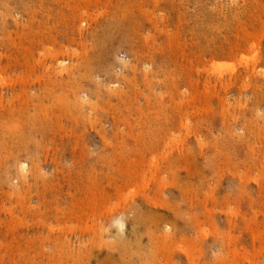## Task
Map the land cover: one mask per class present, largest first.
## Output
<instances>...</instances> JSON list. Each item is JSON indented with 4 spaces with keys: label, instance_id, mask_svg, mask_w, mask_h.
<instances>
[{
    "label": "rangeland",
    "instance_id": "obj_1",
    "mask_svg": "<svg viewBox=\"0 0 264 264\" xmlns=\"http://www.w3.org/2000/svg\"><path fill=\"white\" fill-rule=\"evenodd\" d=\"M0 264H264V0H0Z\"/></svg>",
    "mask_w": 264,
    "mask_h": 264
}]
</instances>
